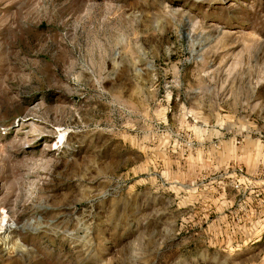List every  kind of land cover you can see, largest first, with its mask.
I'll return each instance as SVG.
<instances>
[{"label":"rangeland","instance_id":"374dc122","mask_svg":"<svg viewBox=\"0 0 264 264\" xmlns=\"http://www.w3.org/2000/svg\"><path fill=\"white\" fill-rule=\"evenodd\" d=\"M0 264H264V0H0Z\"/></svg>","mask_w":264,"mask_h":264},{"label":"bare ground","instance_id":"6f19581e","mask_svg":"<svg viewBox=\"0 0 264 264\" xmlns=\"http://www.w3.org/2000/svg\"><path fill=\"white\" fill-rule=\"evenodd\" d=\"M212 25H216V24H212ZM59 138H60L59 142H62L65 139V132L64 133L61 132Z\"/></svg>","mask_w":264,"mask_h":264}]
</instances>
